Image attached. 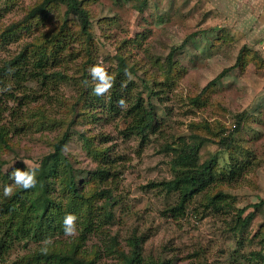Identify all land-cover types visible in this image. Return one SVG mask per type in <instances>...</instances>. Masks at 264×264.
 Masks as SVG:
<instances>
[{
  "label": "rangeland",
  "instance_id": "374dc122",
  "mask_svg": "<svg viewBox=\"0 0 264 264\" xmlns=\"http://www.w3.org/2000/svg\"><path fill=\"white\" fill-rule=\"evenodd\" d=\"M37 1L0 0V32L21 21ZM141 1L87 0L94 36V64L112 70L116 67L114 58L121 53L129 58L131 65L137 63L139 67L137 75L130 77L136 85L143 79L153 84L157 80L163 92L161 99H149V92L143 95L146 104L155 107L159 119L156 132L150 134L147 142L124 133L127 122L121 111L109 112L98 107V119L78 127L86 135L96 136L95 142L101 148H108L112 173L116 174L115 183L108 184L113 187L116 198L109 207L114 219L90 235L81 244L80 251L94 264H125L118 250L130 254L131 240L137 239L141 246V264H264V207L256 212L247 231L236 235L230 230L236 211L227 214L208 209L201 194L190 203L184 217L175 219L165 214V210L177 203V194L149 187L153 182L174 178L173 153L167 145L181 136L200 147L201 163L217 155L219 173L221 168L232 170V164L237 162L230 153L188 136L194 123L220 122L229 128L224 133L226 137L239 116L242 121L239 132L235 133L234 152L243 170L231 182L220 175L223 190L237 210L246 209L243 218L255 211L253 205L264 199V0H147L143 13L137 8ZM60 11L62 16L66 7L62 6ZM53 13L52 21L56 23L60 15ZM42 29L32 33L23 31V41L11 42L0 49V60L12 57L23 42L38 36ZM33 30H36L34 26ZM70 49L78 53L80 45L74 41ZM172 49H176L174 77L167 80L160 67L167 62ZM84 54V50L80 55L68 53L62 70L70 76H79ZM240 54L245 57L243 66L227 72L204 92L224 69L237 64ZM31 87L44 96L45 90L41 91L39 84L33 83ZM54 88V96L58 98L71 99L77 94L72 80L59 82ZM200 95L201 103L194 104L193 98ZM58 130L57 127L38 131L35 128L15 138L21 149L19 161L36 164L38 157L51 150L50 143ZM65 153L82 169L97 165L84 151L77 132ZM28 168L24 163L20 170ZM86 173L87 170L79 171V178L90 181ZM40 182L35 203L43 210L50 201ZM55 189L59 193L57 186ZM93 204L97 208L104 202L95 199ZM79 230L74 237L53 239L50 250H66L73 242L80 243ZM41 246L34 240L15 243L6 255L7 263L34 255Z\"/></svg>",
  "mask_w": 264,
  "mask_h": 264
},
{
  "label": "trees",
  "instance_id": "16d2710c",
  "mask_svg": "<svg viewBox=\"0 0 264 264\" xmlns=\"http://www.w3.org/2000/svg\"><path fill=\"white\" fill-rule=\"evenodd\" d=\"M147 4V0L141 1L137 5L138 10L143 13ZM87 5V0H38L21 21L12 23L0 32L2 49L11 42L23 41V31L32 33L43 28L38 36L23 42L12 57L0 60V264H8L6 255L17 242L34 240L41 243L46 237L55 239L65 236L63 222L68 214H74L78 218L76 227L80 229V243L73 242L66 250H50L47 255H42L39 250L12 264H94L93 261H87L80 248L90 235L114 219L109 207L114 205L116 198L113 187L108 184L115 183L116 174L112 173V157L108 148H101V144L97 145L95 142L96 136H88L86 131H79L78 127L98 119V107L107 108L109 112L121 111L127 122L124 133L141 138L143 143L149 140L150 134L155 133L159 126L155 107L148 106L143 95L149 92V99L160 98L163 90L159 89L157 80L153 84L148 79H143L140 85H136L130 77L137 75L139 67L137 63L131 65L129 58L121 53L114 58L116 67L108 70V74L114 76L112 89L103 96L94 94L97 81L92 79L89 69L95 65L96 55ZM62 6L66 7V11L61 16ZM53 12L60 15L56 23L52 21ZM33 26L36 30H33ZM74 41L80 45L78 53L70 49ZM83 50L84 59L78 70L80 75L70 76L68 71L62 70L67 64L66 55H80ZM175 52L176 49H172L167 62L160 67L167 80L174 77ZM244 60V54H240L237 64L224 69L208 84L204 92L227 72L242 67ZM70 80L77 86L76 96L71 99L54 96V87L59 82L68 83ZM33 83L39 84L41 91L45 90L43 97L39 90L31 87ZM120 99L125 101V107L118 106ZM201 101V95L193 98L196 105ZM241 121L237 116L236 126L226 137L224 133L229 128L220 122L194 123L193 131L188 136L198 138L203 143L215 144L221 151L230 153L232 160L237 162L232 164L233 169L230 171L221 168L219 173L217 155L201 163L200 147L187 141L185 136L179 137L172 145H167L173 153L174 178L153 182L149 186L160 192L177 194V203L169 206L165 214L175 219L184 217L194 198L203 194L206 208L227 214L236 211L230 226L233 233L243 235L247 231L256 212L264 207V199L253 205L255 211L243 218L246 209H236L232 200L224 193V181L220 179L221 175L228 178L227 182L234 181L239 171L243 170L239 165L242 162L237 160L238 156L234 152L235 133L239 132ZM53 127H57L59 133L50 143L51 150L34 161L39 165L36 186L28 190L17 187L11 198L4 197V186L14 183L10 179L12 172L24 167V163L19 161L21 149L14 141L15 138L35 128L38 131ZM76 132L84 151L97 164L93 169L78 167V162L65 153L66 146ZM3 154L12 157L6 158ZM12 162H16L15 165L8 166ZM86 170L90 181L85 180L86 177L79 178V171ZM39 181L47 201H50L43 210L35 203ZM56 186L59 193L56 192ZM95 199L103 200V206L93 207ZM131 245L130 254L118 250L120 256L124 258L125 264H141L140 242L137 239L131 240ZM112 251L115 252L113 247Z\"/></svg>",
  "mask_w": 264,
  "mask_h": 264
},
{
  "label": "clouds",
  "instance_id": "9594fccd",
  "mask_svg": "<svg viewBox=\"0 0 264 264\" xmlns=\"http://www.w3.org/2000/svg\"><path fill=\"white\" fill-rule=\"evenodd\" d=\"M90 75L94 81H97L94 94L96 96H103L104 94L108 93L110 89H112L114 84V76L109 75L106 66L102 64H97L92 66L90 69ZM119 107H125V101L120 99L117 102ZM26 165H29L27 171H21L16 169L12 172L10 179L14 181L12 185H5L3 189V195L6 198H11L14 189L19 187L24 190H28L34 188L37 184V171L39 169L38 164H31L29 161L24 162ZM77 216L74 214H68L64 218L63 227H64V234L68 237H74L77 235V227L76 221ZM54 244V240L51 237H46L41 242L40 252L42 255H47L50 251L51 246Z\"/></svg>",
  "mask_w": 264,
  "mask_h": 264
}]
</instances>
